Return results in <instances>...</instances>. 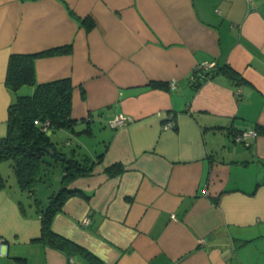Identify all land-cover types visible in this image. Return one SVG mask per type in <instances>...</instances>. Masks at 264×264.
<instances>
[{"label":"crops","instance_id":"1","mask_svg":"<svg viewBox=\"0 0 264 264\" xmlns=\"http://www.w3.org/2000/svg\"><path fill=\"white\" fill-rule=\"evenodd\" d=\"M65 45L35 60L38 83L73 85L75 131L49 137L95 163L68 185L85 196L65 200L52 230L104 264H264V0H0V137L9 55ZM201 61L242 83L217 72L196 86ZM248 128L258 135L234 139ZM114 163L123 171L110 175ZM32 208L0 189V264H92L37 239Z\"/></svg>","mask_w":264,"mask_h":264},{"label":"trees","instance_id":"2","mask_svg":"<svg viewBox=\"0 0 264 264\" xmlns=\"http://www.w3.org/2000/svg\"><path fill=\"white\" fill-rule=\"evenodd\" d=\"M79 21L86 30L94 26L93 20L89 17L81 18ZM70 51L71 46L65 45L37 53L9 55L5 85L15 97L7 109L6 134L0 137V161H9L18 187L33 197L35 210L40 213V235L37 239L67 255L81 253L92 264H104L78 244L55 233L51 227L54 215L69 196L75 194L85 196L82 190L69 188L68 185L77 177L89 174L95 163L87 153L79 152L75 155L73 150L70 154L62 151L50 139L47 132L55 129L75 131L77 120L71 117L73 85L69 77L38 83L35 60L40 56ZM217 72L225 74L237 86L242 83L238 73L229 65L223 64L219 67L214 64L209 69L195 68L192 75L193 84L197 86L201 80ZM157 85L164 84L157 83ZM22 86H33L34 89L31 94L19 93ZM35 120H38L39 124H35ZM45 121H48L47 130L42 129ZM255 129L259 133V130ZM102 154L100 152L96 155L95 159L98 162ZM53 162L61 163L60 187L57 191L48 193V203L43 207L36 195V188L44 179L45 169L50 168ZM105 170L110 175H116L123 171V166L114 163L105 167ZM4 187L5 178L0 174V189ZM20 207L24 210L23 205L20 204Z\"/></svg>","mask_w":264,"mask_h":264},{"label":"rangeland","instance_id":"3","mask_svg":"<svg viewBox=\"0 0 264 264\" xmlns=\"http://www.w3.org/2000/svg\"><path fill=\"white\" fill-rule=\"evenodd\" d=\"M24 93L29 92L28 90H23ZM22 92V93H23ZM94 141L90 140L85 141L84 147L87 151L93 150L92 146H94ZM86 151V152H87ZM46 159H49V157H46ZM0 171L3 173L5 178V185L9 189V192L11 193V196L16 199V201L19 203V205H23V207L30 212V207L32 206L33 212H36L35 204L33 197L29 195L27 191H22L17 185V180L15 177V174L12 170V167L8 160H2L0 161ZM61 172V163L60 162H53V165L45 169V175L44 179L39 182L37 185L36 191H37V197L41 201V205L44 207L48 203V193L51 191H57L60 187L59 183V174ZM49 186V187H48Z\"/></svg>","mask_w":264,"mask_h":264},{"label":"built area","instance_id":"4","mask_svg":"<svg viewBox=\"0 0 264 264\" xmlns=\"http://www.w3.org/2000/svg\"><path fill=\"white\" fill-rule=\"evenodd\" d=\"M214 64L215 63L212 62V61H210V62L209 61H201L199 64L196 65L195 68L196 69H209V68L213 67ZM239 91H240V89L239 88H236V93L237 94H239ZM126 119L127 118L125 116H123V115L120 114V115L114 116L111 120H109V123L112 126H120V125L125 124ZM34 123L35 124H39L38 120H35ZM47 126H48V121H45L42 124V129L47 130ZM172 126H173V122L171 120H168L166 122L165 127L166 128H172ZM47 132L49 133V130H47ZM257 135H258V132L256 131L255 128H248V129H243V130L239 131L238 133H236L234 135V139L236 141H239V142H245L246 139L255 137ZM0 242H2V238H0Z\"/></svg>","mask_w":264,"mask_h":264}]
</instances>
